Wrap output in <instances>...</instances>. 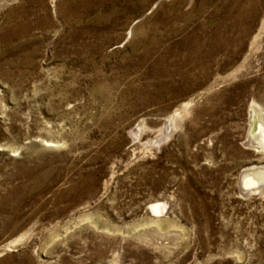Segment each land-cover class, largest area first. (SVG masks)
Instances as JSON below:
<instances>
[{"label": "rangeland", "instance_id": "obj_1", "mask_svg": "<svg viewBox=\"0 0 264 264\" xmlns=\"http://www.w3.org/2000/svg\"><path fill=\"white\" fill-rule=\"evenodd\" d=\"M0 264H264V0H0Z\"/></svg>", "mask_w": 264, "mask_h": 264}, {"label": "bare ground", "instance_id": "obj_2", "mask_svg": "<svg viewBox=\"0 0 264 264\" xmlns=\"http://www.w3.org/2000/svg\"><path fill=\"white\" fill-rule=\"evenodd\" d=\"M257 8H258V6H257V4L255 3V4H253L252 6H251V8H250V10L249 11H251L252 13H255L256 11H257ZM257 106L256 105H254L253 106V108H254V110L252 111V113H253V125L254 126H256V122L258 121V118H257V115H256V113H255V108H256ZM260 122V121H259ZM252 178V177H251ZM262 180V179H261ZM147 209H148V211H149V213L151 214V215H153V216H157L159 213V205H158V202H150V203H148V206H147Z\"/></svg>", "mask_w": 264, "mask_h": 264}, {"label": "water", "instance_id": "obj_3", "mask_svg": "<svg viewBox=\"0 0 264 264\" xmlns=\"http://www.w3.org/2000/svg\"><path fill=\"white\" fill-rule=\"evenodd\" d=\"M248 175H249V176H252V175H250V174H248ZM248 175H244V176H246V177H245L246 180L249 179V178H248V177H249ZM255 175H256V174H254L253 176L255 177ZM256 177H257V176H256ZM241 180H243V179L241 178ZM244 190H245V189H244Z\"/></svg>", "mask_w": 264, "mask_h": 264}]
</instances>
